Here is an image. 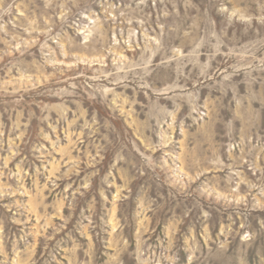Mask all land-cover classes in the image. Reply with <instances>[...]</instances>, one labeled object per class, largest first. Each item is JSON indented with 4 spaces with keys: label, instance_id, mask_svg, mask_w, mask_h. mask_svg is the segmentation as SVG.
<instances>
[{
    "label": "rangeland",
    "instance_id": "obj_1",
    "mask_svg": "<svg viewBox=\"0 0 264 264\" xmlns=\"http://www.w3.org/2000/svg\"><path fill=\"white\" fill-rule=\"evenodd\" d=\"M0 264H264V0H0Z\"/></svg>",
    "mask_w": 264,
    "mask_h": 264
}]
</instances>
